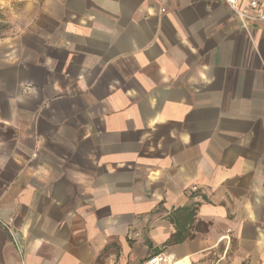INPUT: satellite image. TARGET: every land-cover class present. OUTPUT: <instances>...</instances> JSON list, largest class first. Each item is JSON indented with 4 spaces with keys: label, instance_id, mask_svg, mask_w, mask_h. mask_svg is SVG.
Segmentation results:
<instances>
[{
    "label": "crops",
    "instance_id": "0c3cea01",
    "mask_svg": "<svg viewBox=\"0 0 264 264\" xmlns=\"http://www.w3.org/2000/svg\"><path fill=\"white\" fill-rule=\"evenodd\" d=\"M0 22V264H264V24L221 0H0ZM183 208L193 238L165 246Z\"/></svg>",
    "mask_w": 264,
    "mask_h": 264
},
{
    "label": "built area",
    "instance_id": "2783aa9c",
    "mask_svg": "<svg viewBox=\"0 0 264 264\" xmlns=\"http://www.w3.org/2000/svg\"><path fill=\"white\" fill-rule=\"evenodd\" d=\"M221 1L233 13L243 29L247 30L250 23L264 24V5L260 4L257 0H248L241 8L237 7V0ZM196 190V187L190 188V191ZM5 228L16 253L20 257H23L24 251L21 237L11 227L5 225ZM141 264H184V262L172 254L160 252L157 255L148 257Z\"/></svg>",
    "mask_w": 264,
    "mask_h": 264
},
{
    "label": "trees",
    "instance_id": "16d2710c",
    "mask_svg": "<svg viewBox=\"0 0 264 264\" xmlns=\"http://www.w3.org/2000/svg\"><path fill=\"white\" fill-rule=\"evenodd\" d=\"M192 216V211L186 208L177 209L173 213V216L169 218V221L175 226V233L171 235L165 246L176 245L186 239L193 238V235H190L187 229H185V221H190ZM158 253H160V251L153 253L152 256L157 255Z\"/></svg>",
    "mask_w": 264,
    "mask_h": 264
},
{
    "label": "rangeland",
    "instance_id": "374dc122",
    "mask_svg": "<svg viewBox=\"0 0 264 264\" xmlns=\"http://www.w3.org/2000/svg\"><path fill=\"white\" fill-rule=\"evenodd\" d=\"M9 28V24L0 22V36L7 34Z\"/></svg>",
    "mask_w": 264,
    "mask_h": 264
}]
</instances>
